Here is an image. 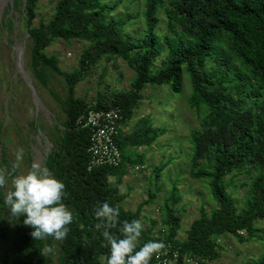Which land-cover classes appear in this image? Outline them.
<instances>
[{
	"label": "trees",
	"instance_id": "16d2710c",
	"mask_svg": "<svg viewBox=\"0 0 264 264\" xmlns=\"http://www.w3.org/2000/svg\"><path fill=\"white\" fill-rule=\"evenodd\" d=\"M37 1L25 0L22 11L31 42L28 68L35 79L43 81L47 73H55L67 85L64 131L55 139L45 167L65 185L63 203L73 212V222L62 240L52 237L34 240L30 235L32 229L23 224L22 217L9 220L3 202L5 194L0 187V241L12 235L10 255L0 246V264H55L45 253L54 244L60 251L61 264H100L101 256L108 254V247L102 236L103 227L96 226L99 221L94 216L95 207L107 201L119 207L121 222L131 221L138 219L141 209L155 198L157 192L148 190L147 198L130 212L120 206L126 196L118 193L122 177L128 172L125 161L144 164L142 155L129 156L124 151L128 143L123 142L149 146L158 137V129L150 124L132 136H118L122 153L119 166L87 170L89 131L78 119L89 103L75 96V87L102 58L122 59L135 74L129 90L113 93L109 102L95 103L98 107L119 108L121 125L132 117L145 87L166 84L178 93L184 73L190 83L188 105L197 114L204 111L198 117V127L189 131L192 153L188 174L192 179L207 180L216 208L194 218L186 237L178 241L181 219L173 208L178 200L174 197L172 204H164L165 224L161 234L156 237L151 229H143L141 244L148 240L171 242L181 253L209 264L220 257V235H230L242 243L260 230L255 223L264 221V0H141L140 15L146 30L142 38L133 40L124 37L123 21L106 19V13L119 2L109 5L110 0H56L52 16L47 21L39 18L35 23ZM18 5L19 0L13 3V8ZM160 10L166 29L162 36L156 32ZM1 25L9 30L12 21L4 20ZM55 39L86 43L76 69L62 71L57 57L46 54ZM156 61L160 65L151 72ZM4 131L0 129V136ZM4 167L10 176L16 174L2 143L0 172L3 173ZM243 170L248 180L239 187L248 196L243 209L238 211L227 194L232 182L225 178ZM158 174L155 169L156 181ZM109 177H115L114 184H109ZM118 228L119 225L110 231L119 236ZM150 264H154L153 258ZM251 264H264V255Z\"/></svg>",
	"mask_w": 264,
	"mask_h": 264
},
{
	"label": "rangeland",
	"instance_id": "374dc122",
	"mask_svg": "<svg viewBox=\"0 0 264 264\" xmlns=\"http://www.w3.org/2000/svg\"><path fill=\"white\" fill-rule=\"evenodd\" d=\"M16 1L18 0H0V129H5L1 133L0 144L5 146L10 165L16 174H19L27 171L33 161L45 167L47 155L52 150L55 139L64 131L63 108L67 85L64 78L55 73H47L43 81L32 77L28 68L31 42L26 33L22 13L25 0H19L18 7L14 9L13 3ZM55 1H37L35 23L39 18L47 21L52 16ZM116 2L119 3L106 13V19L123 21L124 37L126 35L132 40L142 38L146 30L140 15L142 1L110 0L108 3L113 5ZM157 17L156 32L162 36L166 33L162 10ZM8 19L12 21V27L6 30L1 22ZM85 46V42L78 40L55 39L45 52L47 55H55L61 70L69 72L77 68L78 57ZM159 65V61L154 62L151 72H155ZM134 76L133 70L122 59L102 58L76 84L75 96L90 104L97 101L109 102L113 93L131 88ZM140 93L142 98L132 117L122 124L121 134L127 132L128 137L132 136L137 130H143L146 124H150L153 129H158V137L149 145L147 151H143L144 167L140 172L128 171L121 185L119 184L122 193L127 191V186L134 189L127 191L129 196L126 195L120 206L133 212L138 204L147 198L148 190L157 192L152 203L141 209L138 219L144 225L143 229H151L153 235L158 237L165 224L164 204H172L171 200L177 197L173 208L181 219L176 237L181 241L186 237V230L194 218L201 212L209 214L216 208L207 180L192 179L188 174L192 153L189 131L198 127V117L202 116L204 111L201 110L197 114L194 108L188 105L190 83L185 73L182 89L178 93L172 92L166 84L149 85ZM139 134L142 137V131ZM136 138L139 139L137 135ZM18 147L24 149V158L19 163L14 158ZM126 152L133 156L135 149L126 148ZM155 169L159 173L157 181L152 179ZM136 173L148 176L141 179V175H132ZM3 174L5 185L2 191L6 194L11 183L6 167ZM108 180L109 184H114L113 177ZM229 180L232 186L227 189V194L237 210H242L248 192L239 185L247 181L248 176L243 170L238 174L226 176L225 181ZM138 184L141 186L137 187ZM255 227L260 230H255L253 236L246 237L242 243L230 235H220V257L209 264H251L264 255V221L256 222ZM0 246L4 253L10 255L12 235L2 239ZM45 253L53 258L55 264H61V254L56 244L47 247Z\"/></svg>",
	"mask_w": 264,
	"mask_h": 264
},
{
	"label": "clouds",
	"instance_id": "9594fccd",
	"mask_svg": "<svg viewBox=\"0 0 264 264\" xmlns=\"http://www.w3.org/2000/svg\"><path fill=\"white\" fill-rule=\"evenodd\" d=\"M15 161L24 158V149L18 147ZM15 167V165H14ZM10 189L4 196L10 221L23 218V224L29 226L34 240L52 237L62 240L73 222V212L63 203L65 185L52 171L33 161L30 168L19 174H11ZM5 185V177L0 172V187ZM94 216L103 227L102 236L108 247V254L101 256L100 264H150L153 256L164 247L157 240H148L141 244L140 238L144 225L139 219L120 221V209L105 201L94 209ZM119 225L117 236L110 229Z\"/></svg>",
	"mask_w": 264,
	"mask_h": 264
},
{
	"label": "built area",
	"instance_id": "2783aa9c",
	"mask_svg": "<svg viewBox=\"0 0 264 264\" xmlns=\"http://www.w3.org/2000/svg\"><path fill=\"white\" fill-rule=\"evenodd\" d=\"M121 112L117 107L88 104L78 122L89 131L87 146V170L101 166H119L122 153L117 143L121 128ZM135 170L139 167L134 166ZM164 247L153 256L154 264H201L196 257L183 254L171 242L163 243Z\"/></svg>",
	"mask_w": 264,
	"mask_h": 264
},
{
	"label": "crops",
	"instance_id": "0c3cea01",
	"mask_svg": "<svg viewBox=\"0 0 264 264\" xmlns=\"http://www.w3.org/2000/svg\"><path fill=\"white\" fill-rule=\"evenodd\" d=\"M122 128H123V126L121 125V128H120V137H128L127 136V132L126 133H124V134H121V132H122ZM123 141V140H122ZM123 143H128L127 145H126V148H128V149H135V154L133 155V156H136V155H142L143 157H145V155H144V150H146L147 151V149L149 148V146L148 145H143V146H131V145H129L130 143L129 142H123ZM126 148H125V152H126ZM140 148H142V149H140ZM127 153V152H126ZM148 154V153H147ZM140 165H142V166H140ZM124 166L128 169V171H132V170H134V171H138V172H140V170L144 167V164H140V163H132L130 160H127V161H125V164H124ZM133 166H137V167H139V169L138 170H135L134 168H133ZM150 173V172H149ZM132 175H134V176H137V177H139L140 175H141V179L142 178H144L145 176H148V174H138V173H136V174H132ZM124 177V176H123ZM123 177H122V180H123ZM114 178V181H116V179H115V177H113ZM154 178V176L152 177V179ZM149 180V179H148ZM122 182V181H121ZM121 185V184H120ZM120 185H119V187H120ZM137 187H140L141 186V184H138V185H136ZM119 187H118V193L119 194H124L125 196L126 195H128L127 194V191H133L134 189H132V187L131 186H127V188H126V190L127 191H125L124 193H122V191L119 189ZM136 190V189H135ZM129 196V195H128ZM125 200V199H124ZM123 200V201H124Z\"/></svg>",
	"mask_w": 264,
	"mask_h": 264
}]
</instances>
